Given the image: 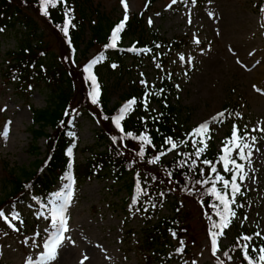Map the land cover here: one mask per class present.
<instances>
[{
	"label": "rangeland",
	"instance_id": "rangeland-1",
	"mask_svg": "<svg viewBox=\"0 0 264 264\" xmlns=\"http://www.w3.org/2000/svg\"><path fill=\"white\" fill-rule=\"evenodd\" d=\"M76 1L85 7L84 0ZM90 1L91 6L109 20L124 19L122 0ZM148 3L149 0H127L128 16H139L148 10L146 38L151 40L158 34L168 40L183 39L184 44L170 51L167 61L159 66L147 59L140 63L127 58L120 67L113 61L110 65L111 70L115 69L113 74L108 75L109 70H103L107 74L104 83L110 91V106L122 103L123 97L140 86L154 91L166 89L167 98L160 103L152 102L150 111H159L161 106L170 104L176 109L174 122L190 131L208 122L207 133L200 137L210 153L225 154L222 152L224 141L231 136L234 125L246 137L244 143L251 147L244 152L247 155L251 151V156L239 159V149L232 152L236 163L243 165L242 172L231 164V171L226 172L223 162L220 163L224 175L231 176V181L235 176L240 193L235 195L236 203L230 204L236 215L229 218L223 235L217 237L218 251L213 254L209 235L213 222L202 203L181 198L175 192L174 199H181L184 204L182 213L190 232V236L185 237L189 241L188 253L175 251L180 247L171 235L151 248L146 245L149 235L146 224L151 221L150 226L156 225L173 217L172 206H162L157 217L144 219L128 211L134 195L125 182H117L112 175L83 181L75 174L76 181L56 185L57 194L44 207L26 198L19 219L11 221L15 228L0 219V264H28L29 257L36 260L44 251L48 235L45 230L51 231V210L58 204L64 207L68 227L64 235L70 239H65L56 260L48 264H81L82 260L83 264H233L225 253L242 234L253 237L252 244L258 249L264 245L261 239L264 236V131L260 130L264 129V0H177L175 4L172 0H157L151 6ZM31 15L39 23L46 45L57 43L45 21L34 12ZM97 16L95 13L96 19ZM119 34L116 44L122 47L139 38L124 40ZM21 40L19 31L0 37V133L8 125L7 138L0 135V200L5 196L10 173L32 169L46 152L48 143L46 137L35 141L31 129L37 128L33 125L34 110L50 103L49 89L40 87L32 91L28 84V90L21 95L18 94L20 89L4 77L9 60L6 52L17 51ZM25 45L24 40L21 46ZM97 49L81 63L84 65L95 56ZM87 64L82 65V71L88 79L90 74L93 76L95 67L92 64L91 73H86ZM88 98L92 100L90 95ZM77 105L74 102L71 108ZM221 112L224 116L213 120ZM74 125L76 141L71 158L77 164H84L91 150L105 149V143L99 140L104 127L100 121L81 114L74 118ZM104 130L111 138L120 131L112 122L108 130ZM47 133L52 131L47 129ZM252 137H256L254 142ZM34 144L39 147L37 153L31 151ZM174 155L170 154L165 160H172ZM132 156V153L128 155ZM157 170L155 166L150 172ZM240 175H244L243 180ZM69 192L71 196L67 198ZM0 209L11 219L9 206H0ZM213 231L220 232L219 228ZM257 232L261 236H256ZM34 241L38 246H34ZM157 252L164 253L169 260H165L163 254L155 259Z\"/></svg>",
	"mask_w": 264,
	"mask_h": 264
},
{
	"label": "trees",
	"instance_id": "trees-1",
	"mask_svg": "<svg viewBox=\"0 0 264 264\" xmlns=\"http://www.w3.org/2000/svg\"><path fill=\"white\" fill-rule=\"evenodd\" d=\"M156 1L149 0L148 4L151 6ZM83 4L85 7L80 6L76 0H67V6L71 9V25L74 27L69 26L66 38L57 27L63 26L65 20L64 5L49 7V15L45 16L41 13L40 0H0V37L9 32L19 31L21 42L27 41L25 46H21L20 42L17 51L6 52L9 60L6 72H3L4 77L20 89L18 94L21 95L23 91L28 90V84L32 91L40 87H46L50 91L49 105L34 110L33 125L37 128L31 129L35 141L42 137L47 138L46 152L41 159L36 160L32 169L24 170L23 173H10L0 206H9L12 213L19 215L26 198L32 204L44 207L46 202L57 194L56 185L60 182H63V185L70 184L76 175L83 181L112 175L117 182H125L134 195L133 203L128 210L133 215H139L144 219L148 216L150 219L157 217L160 207L165 205L173 207V217L165 218L151 226V221L147 222L149 235L146 238V245L156 248L161 240L166 239V235H171L184 253H188L186 246L189 241L185 240V237L190 236V232L185 224L186 216L182 213L184 204L181 199H174L175 192L181 198H191L202 203L212 222L219 225L221 216L217 215V212H223V205L214 194L209 193L212 183L197 184L196 181L209 178L211 166L203 163L204 160L212 161L217 173L230 183L231 176L223 174L221 161L218 159L220 154L210 153L207 147L199 157L195 155L196 148L203 147L199 143L201 137L190 135L193 131L181 128L174 122L176 109L173 106L167 104L161 106L159 111H150L152 102L160 103L167 98L166 89L154 91L140 86L123 97L122 103L110 106V91L104 83L107 74L103 72L104 69H108V75L113 74L115 69L111 70V63L116 61L120 67L127 58L140 63L147 59L155 65H162L167 61L170 51L183 46V39L168 40L154 34L152 39L148 40L146 19L149 13L147 14L148 10H145L139 16H128L119 34L124 40L132 41L139 37L135 40L136 49L131 51V46L122 47L120 44L111 47L113 30L122 19L113 22L104 14L100 15L98 10L91 6L90 0H84ZM32 12L41 17L52 29L57 43L46 45L44 34L34 15H31ZM95 13L98 15L97 19ZM97 47L96 55L85 63L96 61L93 64L94 77L99 87L97 103H93L88 98L92 91V82L84 76L81 60H85ZM162 50L165 52L162 53ZM133 98L136 103L124 111V118L121 120L124 133L119 131L118 135L115 134L114 143L113 138L104 132V128L108 130L111 122L113 124V118L121 115V109ZM74 102L78 105L71 108ZM66 111L70 115H65ZM80 114L100 121L104 127L99 140L105 143V149L100 152L90 149L91 155L84 164H77L74 158H71L72 150L69 155V150L76 141L74 118ZM47 129L52 133L48 134ZM128 132L137 138L128 137L126 135ZM141 133L150 137L152 143L145 144L139 140ZM167 137H171L172 143L177 144L176 148L172 149L171 143H165ZM193 140L197 141L195 147ZM142 147L143 156L138 154ZM31 151L37 153L39 147L34 144ZM130 153L133 154L132 157H128ZM172 153L175 154L173 159L166 161L165 159ZM156 157H159L156 163L149 162ZM155 166H158V170L150 172ZM217 173H211L212 180H215ZM216 188L223 194L225 191L223 181L216 182ZM227 191L230 197L231 189ZM212 205L216 207L213 208ZM234 207L236 209V206ZM240 237L228 248L225 257L231 259L233 264H248L241 250V245L247 241L241 240ZM249 252L255 256L251 253V246ZM160 254H163L165 260H169L160 252L155 254V259Z\"/></svg>",
	"mask_w": 264,
	"mask_h": 264
},
{
	"label": "snow or ice",
	"instance_id": "snow-or-ice-1",
	"mask_svg": "<svg viewBox=\"0 0 264 264\" xmlns=\"http://www.w3.org/2000/svg\"><path fill=\"white\" fill-rule=\"evenodd\" d=\"M177 0H172V3L175 4ZM41 4V13L42 15L48 16L49 15V7L55 8L57 7L58 4L64 5V16L65 20L63 23V26L57 25L58 28L63 32L64 36L67 38L68 37V32H69V26L71 25L72 17H71V9L69 6H67V0H40ZM122 5L125 8V16L124 19L114 28L113 34H112V44L111 47H115L116 45V39H117V34L123 29L125 22L128 19V5H127V0H122ZM171 7V5H169ZM262 11H264V8H262ZM151 23V21H149ZM74 27V25H71ZM69 44L71 43V40H68ZM196 43H199L197 40ZM181 59H184L181 57ZM96 61H93L90 63L88 66L85 67L84 71L86 73H91V67L92 64H94ZM88 79L91 80L92 82V91L89 93L92 97V102L97 103V93H98V85L96 84L95 77L92 76L91 74L89 75ZM142 83H146L145 81H142ZM136 100L133 98V100L129 101L128 104L124 106V108L121 109V115H118L113 118V123L115 124L116 128L120 130L121 133H124V128L121 126V120L124 118L123 113L126 109L130 107V105L135 104ZM147 110V109H146ZM65 115H70L67 111ZM224 113H218L216 117H213V120L219 119L220 117H223ZM143 119V118H141ZM11 122L9 121L8 124ZM69 123H71V120H69ZM209 129L208 122L200 124L196 129L193 130V133L190 135H200L202 133H207ZM257 129H253V131H256ZM261 131H264V129H260ZM0 135H3L4 138H7L8 136V125H5V128ZM74 135V133H73ZM128 137H134V134L131 132L126 133ZM124 137H121L123 139ZM211 137H208L210 139ZM139 140L143 141L145 144H151L152 141L150 137L147 135L141 133L138 137ZM246 139L245 136H242L240 134V130L234 125L232 129L231 136L229 138H226L224 141L225 147L222 149V152H224V155L219 156V161L223 162V168L224 171L228 172L231 171L229 168V164L232 165L233 168L239 170L242 172L243 170V165L237 164L235 159L232 158V152L236 151L239 149L237 155L239 159H247L251 156V151L245 155L244 149L245 148H250L251 145L244 143V140ZM256 137H252L253 142L255 141ZM113 142H116V137H113ZM165 143H171L172 149L177 147V144L172 143V138L167 137L165 139ZM200 144L203 145V147L196 148L195 155L197 157L200 156L201 153L205 151L207 148V144L205 140L202 138L199 141ZM197 144L196 140H193V146ZM171 150V149H169ZM139 155L143 156V147L141 148ZM164 154V153H161ZM69 155H71V149L69 150ZM159 159V157H156L155 159L149 161L150 163H156V161ZM195 163V161H193ZM203 163L210 165V174L209 178L205 179L203 181L197 180L196 183H212V187L209 189L210 194H214L216 196V199L220 201V204L223 205V212H217V215L221 216V223L217 225L216 223H213L210 230H209V235L211 239V244H212V250L213 254L218 251V239L217 237L219 235H223V229L228 227L230 220L228 219L229 216L234 217L236 214L234 211H232L230 204L236 203L235 200V195L240 193V186L235 182V176L233 177L231 183L228 180H225L222 175H219L217 173V168L213 164L212 161L209 160H204ZM211 173H217L215 176V180H212ZM201 175H203V170H201ZM240 179H244V175H240ZM223 181V189L225 190L223 194H221L220 191L217 190L216 188V182ZM231 189V195L232 199L229 200V192L227 191L228 189ZM67 198H70L71 193H67ZM213 208L216 207V205H212ZM0 219H3L6 223L9 224L10 227L15 228V226L11 223L12 220H17L19 219V215L16 213L11 214V219H9V214H6L5 210L0 209ZM23 221H21V224ZM220 228V232L217 233L216 231H213V229ZM50 229H46L47 238L44 241L43 248L44 251L39 254V256L36 258V260H33L31 257L28 258V264H48V262L54 261L57 258L58 255V249L59 247L64 243L65 239H70L66 238L64 233L68 231L67 227V220L64 215V207L60 204L57 205V207L53 208L51 210V223H50ZM18 230V229H16ZM175 235V233H173ZM256 236H261V233L257 232L255 234ZM241 240L247 241V243H244L241 245V250H242V255L244 256V259L248 262V264H264V245H261L259 249L252 244L253 237L251 236H246V235H241L240 237ZM261 239H264V236H261ZM34 246L35 241L33 242ZM239 243V241H238ZM181 244H183V241H181ZM251 245V253H255L256 255L253 256L249 252V246ZM177 251H183L182 248L177 249ZM227 255V253H225ZM84 259H87V256L84 257ZM81 264H83V260L81 261Z\"/></svg>",
	"mask_w": 264,
	"mask_h": 264
}]
</instances>
